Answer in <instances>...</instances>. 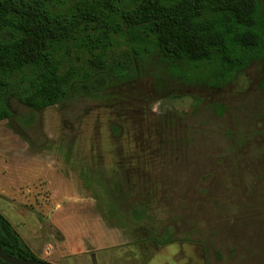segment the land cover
I'll list each match as a JSON object with an SVG mask.
<instances>
[{
  "label": "rangeland",
  "instance_id": "374dc122",
  "mask_svg": "<svg viewBox=\"0 0 264 264\" xmlns=\"http://www.w3.org/2000/svg\"><path fill=\"white\" fill-rule=\"evenodd\" d=\"M134 58L54 106L12 100L0 212L55 264H264V61L213 85L215 65Z\"/></svg>",
  "mask_w": 264,
  "mask_h": 264
},
{
  "label": "trees",
  "instance_id": "16d2710c",
  "mask_svg": "<svg viewBox=\"0 0 264 264\" xmlns=\"http://www.w3.org/2000/svg\"><path fill=\"white\" fill-rule=\"evenodd\" d=\"M124 43L134 55L119 52ZM148 48L215 65L211 83L222 84L252 60L264 61L263 2L0 0V120L12 116L13 99L40 110L71 97L77 85L95 86L97 75L132 77L134 57ZM79 52L89 55L88 66L71 59ZM0 246L40 259L1 212Z\"/></svg>",
  "mask_w": 264,
  "mask_h": 264
},
{
  "label": "water",
  "instance_id": "95a60500",
  "mask_svg": "<svg viewBox=\"0 0 264 264\" xmlns=\"http://www.w3.org/2000/svg\"><path fill=\"white\" fill-rule=\"evenodd\" d=\"M0 259L5 261L8 264H55L49 261H44L41 259H21L16 256L9 255L6 253L3 248L0 246Z\"/></svg>",
  "mask_w": 264,
  "mask_h": 264
}]
</instances>
